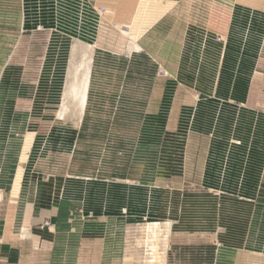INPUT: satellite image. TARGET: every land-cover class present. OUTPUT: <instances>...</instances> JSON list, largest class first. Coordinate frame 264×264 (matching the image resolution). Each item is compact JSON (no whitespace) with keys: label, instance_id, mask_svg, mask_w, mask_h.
Returning a JSON list of instances; mask_svg holds the SVG:
<instances>
[{"label":"rangeland","instance_id":"obj_1","mask_svg":"<svg viewBox=\"0 0 264 264\" xmlns=\"http://www.w3.org/2000/svg\"><path fill=\"white\" fill-rule=\"evenodd\" d=\"M139 1L0 0V71L29 62L46 76L26 172H67L86 209L125 214L119 264H169L174 250L177 264L206 263L219 204H264V0H160L172 6L131 42ZM76 42L89 64L80 121L58 116ZM203 44L206 66L172 62Z\"/></svg>","mask_w":264,"mask_h":264},{"label":"crops","instance_id":"obj_2","mask_svg":"<svg viewBox=\"0 0 264 264\" xmlns=\"http://www.w3.org/2000/svg\"><path fill=\"white\" fill-rule=\"evenodd\" d=\"M220 52L219 44L215 62ZM206 55L203 44L192 55L179 48L171 57L179 67L181 62L206 66ZM28 64L12 62L0 71V264H119L128 240L120 233L125 214L86 209L82 197L69 192L67 172H26L36 122L46 106V76ZM29 133L33 138L22 160ZM249 207L245 215L243 204L222 202L219 217L206 218V263L197 264H264V215H259L264 204ZM249 245L253 249L246 251ZM170 255L169 264H177L175 250Z\"/></svg>","mask_w":264,"mask_h":264},{"label":"bare ground","instance_id":"obj_3","mask_svg":"<svg viewBox=\"0 0 264 264\" xmlns=\"http://www.w3.org/2000/svg\"><path fill=\"white\" fill-rule=\"evenodd\" d=\"M171 6L172 2L169 1L140 0L130 23L128 25L126 24L124 27L129 40L135 42V40L160 19ZM80 49L82 50L81 45L76 42L72 46L73 54L70 51L71 55L75 56L76 52ZM82 53L81 62L75 60V62L69 63L70 66L67 72L62 104L58 112V116L62 119L71 116H75L76 121H80L81 119L89 74V64L83 60L88 55H86L84 51ZM145 227V231L147 232L146 247L149 248L150 251H153V243L157 240L156 224H148ZM161 262L163 261L161 260ZM151 263L152 261H149V264Z\"/></svg>","mask_w":264,"mask_h":264}]
</instances>
